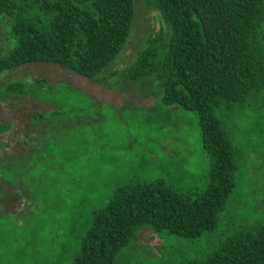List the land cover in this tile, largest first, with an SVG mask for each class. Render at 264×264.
Instances as JSON below:
<instances>
[{"label":"trees","instance_id":"16d2710c","mask_svg":"<svg viewBox=\"0 0 264 264\" xmlns=\"http://www.w3.org/2000/svg\"><path fill=\"white\" fill-rule=\"evenodd\" d=\"M146 2L159 11L166 31L144 40L126 78L142 87L155 82L160 103L196 115L208 171L191 187L164 179L118 185L105 206L92 211L72 264H125L120 252L141 226L189 239L212 232L238 180L241 141L233 133L234 122L264 110V0ZM134 13L135 0H0V16L11 18L14 40L7 52L0 48V73L51 62L102 82L104 70L126 44ZM45 84L44 79L16 80L3 90L37 96ZM53 86L77 90L62 82ZM39 112L30 115L38 131L45 126ZM11 126L0 123V131ZM32 133L26 130L23 138L29 151L4 155L0 150V179L12 187L18 185L17 157L24 154L27 162L34 151ZM5 195L0 189V252L12 214L6 215L1 204ZM177 264H264V219L235 227L201 256Z\"/></svg>","mask_w":264,"mask_h":264},{"label":"rangeland","instance_id":"374dc122","mask_svg":"<svg viewBox=\"0 0 264 264\" xmlns=\"http://www.w3.org/2000/svg\"><path fill=\"white\" fill-rule=\"evenodd\" d=\"M11 25L10 17L0 16L3 52L13 47ZM165 31L159 11L146 0H135L126 44L104 70L102 82L51 62L22 64L0 73V123L12 124L0 131V150L4 155L29 151L23 138L26 130L34 132L29 135L32 155L27 162L24 154L17 157L18 185L8 184L7 189L0 179L6 193L1 204L6 215L12 212L0 264H72L92 211L105 206L113 190L130 180H172L179 187L202 182L208 157L196 115L160 103L155 82L142 87L126 78L144 40ZM36 79L48 82L37 96L3 90L9 82L31 84ZM59 82L77 90L56 89L53 85ZM38 111L45 118L39 131V124H30V115ZM234 125L241 141L238 180L215 229L189 239L141 226L121 250V261L177 264L201 256L235 227L264 219V110L242 115ZM13 188L20 194L15 196Z\"/></svg>","mask_w":264,"mask_h":264},{"label":"flooded vegetation","instance_id":"af4514ba","mask_svg":"<svg viewBox=\"0 0 264 264\" xmlns=\"http://www.w3.org/2000/svg\"><path fill=\"white\" fill-rule=\"evenodd\" d=\"M23 151V150H22ZM11 186V185H10ZM12 187V186H11ZM7 189H9L8 183H7ZM14 189V188H13ZM6 196V195H5Z\"/></svg>","mask_w":264,"mask_h":264}]
</instances>
